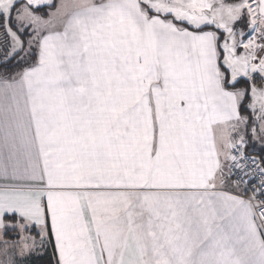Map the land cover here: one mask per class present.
<instances>
[{
	"label": "snow or ice",
	"instance_id": "obj_1",
	"mask_svg": "<svg viewBox=\"0 0 264 264\" xmlns=\"http://www.w3.org/2000/svg\"><path fill=\"white\" fill-rule=\"evenodd\" d=\"M250 144L264 0H0V264H264Z\"/></svg>",
	"mask_w": 264,
	"mask_h": 264
},
{
	"label": "trees",
	"instance_id": "obj_2",
	"mask_svg": "<svg viewBox=\"0 0 264 264\" xmlns=\"http://www.w3.org/2000/svg\"><path fill=\"white\" fill-rule=\"evenodd\" d=\"M254 147H256L257 150H255ZM247 151H248L250 154H252V155H257V156H259V155H261V152L264 151V149H261L259 144H255V145L250 144L249 147H248V149H247ZM45 259H46V258H45ZM41 264H44V262H41Z\"/></svg>",
	"mask_w": 264,
	"mask_h": 264
},
{
	"label": "rangeland",
	"instance_id": "obj_3",
	"mask_svg": "<svg viewBox=\"0 0 264 264\" xmlns=\"http://www.w3.org/2000/svg\"><path fill=\"white\" fill-rule=\"evenodd\" d=\"M254 149H255V150H257V148H256V147H254Z\"/></svg>",
	"mask_w": 264,
	"mask_h": 264
}]
</instances>
